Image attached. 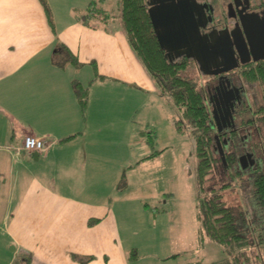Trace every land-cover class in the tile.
Here are the masks:
<instances>
[{
  "label": "crops",
  "instance_id": "crops-1",
  "mask_svg": "<svg viewBox=\"0 0 264 264\" xmlns=\"http://www.w3.org/2000/svg\"><path fill=\"white\" fill-rule=\"evenodd\" d=\"M118 10V0H0V264L198 263L160 254L147 204L125 199L117 184L160 155L133 157L125 129L135 127L137 97L147 90L162 100ZM75 80L88 87L84 114ZM26 135L45 151L15 154Z\"/></svg>",
  "mask_w": 264,
  "mask_h": 264
},
{
  "label": "trees",
  "instance_id": "trees-1",
  "mask_svg": "<svg viewBox=\"0 0 264 264\" xmlns=\"http://www.w3.org/2000/svg\"><path fill=\"white\" fill-rule=\"evenodd\" d=\"M147 2L148 0H118L119 17L129 46L153 80L159 94L173 109L172 120L176 131L178 133L186 131L192 138L193 153L196 157L194 179L197 190L198 240L203 245L207 238V240L217 243L222 249L223 258L209 264H252L251 249L255 250L253 258L259 264H264L262 258L264 253V138L247 141L253 156L258 154L259 157L256 156L253 165H249L245 169L238 161L242 156L240 153L243 151V144H245L239 140V137H235L229 142L225 140L223 144L218 143L219 141L215 138L217 129L211 122L205 92L199 87L195 78L185 74L189 65L195 64V62L186 57L176 58L172 61L166 57L154 35L147 12ZM43 5L49 20H51L49 10L44 3ZM92 10H94L93 5L89 7L88 12ZM60 49L65 52L67 58L74 65L78 64L66 48L61 46ZM92 66L97 72L96 65L92 63ZM250 72L244 73L249 81L264 84V62H259ZM73 89L81 113L84 114L88 101V87H82L75 80ZM254 113L255 116L260 117V115H264V109L260 108ZM261 120H264V116ZM152 134V131H141V135L146 136L147 145L151 149L154 145ZM69 139L70 137L64 141ZM161 152V150L152 151L140 161L153 158ZM260 154L263 161H260ZM231 173H235V175L233 176ZM125 177L123 173L121 185L124 183ZM236 178H239L241 184L244 182L252 187L254 200L260 208L256 209L254 213L257 222L250 221L244 205L227 203L225 193L230 187V182ZM255 206L254 204L253 207L255 208Z\"/></svg>",
  "mask_w": 264,
  "mask_h": 264
},
{
  "label": "rangeland",
  "instance_id": "rangeland-1",
  "mask_svg": "<svg viewBox=\"0 0 264 264\" xmlns=\"http://www.w3.org/2000/svg\"><path fill=\"white\" fill-rule=\"evenodd\" d=\"M212 2L217 13L222 9L226 10V6L223 3L224 0H213ZM92 13L94 11H89L86 16H93ZM185 74L195 78L202 89L206 87L207 78L195 64H190ZM256 90H259L257 86ZM256 90L255 92L260 95ZM150 93V91L146 90L144 95L136 98L135 127L131 126L125 129H129L128 138L130 142L128 148L133 157L148 155L156 150H161L162 152L155 160H148L146 163L135 167L132 172H128L129 170L125 171L124 183L121 185V180H118L117 184L124 187L125 199H139L140 202L147 204L146 226L153 235L155 231L157 239L154 240V245L160 254L164 255L168 252L167 254L177 256L180 259L182 258V260L198 262L199 264L218 261V259L223 258L221 247L217 243L207 240V238H205L203 245L197 239L199 224L196 219L197 190L194 179L196 157L193 153L192 138L186 131L178 133L174 128L172 118L169 120V118L165 119V116L160 115L162 113L160 110L171 112L172 116L174 112L163 96L161 97L162 100L158 101L160 99L159 96L153 93L151 95ZM153 98L155 101L151 100ZM154 102H158L159 105ZM251 114L254 115L255 113L252 112ZM251 114L245 115V119H249L252 116ZM260 126L264 134V120L260 122ZM136 127L153 132V148L151 149L149 146L144 145L145 154L141 151V143L136 140ZM251 130L248 128L246 131L250 132ZM122 144H126V142L123 141ZM243 145L249 147L247 141ZM250 150L252 151V149ZM124 151L121 150L120 153L124 154ZM260 152L263 155L262 151ZM256 156L258 154L253 157ZM260 161H263L262 156ZM231 174L235 175V173ZM251 188L244 182L241 184L239 178H236V180L230 182V187L225 193V197L229 204L244 205L250 221L257 222L258 220L254 213L256 209L260 208L256 200H254ZM115 194H119L116 189L114 190ZM254 204L256 205L255 208L253 207ZM155 208L157 210H154ZM148 231L147 233H149ZM152 239H154L153 236ZM157 244L159 247L165 248V251L163 252L162 249H159ZM140 250L143 253L145 252L142 247ZM177 252H181V254H177ZM254 253L255 250L251 249L252 264H259L253 258ZM149 257L142 256L141 258L143 262H148ZM178 258L175 259L178 261ZM262 258L264 262V253ZM157 262L156 260L155 263L157 264ZM162 263L164 261H160V264Z\"/></svg>",
  "mask_w": 264,
  "mask_h": 264
},
{
  "label": "flooded vegetation",
  "instance_id": "flooded-vegetation-1",
  "mask_svg": "<svg viewBox=\"0 0 264 264\" xmlns=\"http://www.w3.org/2000/svg\"><path fill=\"white\" fill-rule=\"evenodd\" d=\"M149 1V0H148ZM201 4L203 11L201 12L202 20L206 21L204 27L200 28L202 35L210 36V42H223L222 51H226L225 47L233 42H241L237 38V30L240 27V18L246 17L256 20L260 25L264 23V0H224L226 10L216 12L215 5L210 0H196ZM222 3V4H223ZM223 8V5H222ZM217 13V14H215ZM245 42H247L245 40ZM264 42V41H260ZM220 50L219 48H217ZM264 50L259 51V54H263ZM223 54V53H222ZM233 55L237 66L228 71L219 74H208L206 76L207 84L204 87L206 100L210 109L211 122L216 127L215 138L218 143L230 141L235 137H239L242 142L253 141L255 139L262 140L264 134L260 122L264 115L251 117L245 119V115L252 112H257L260 108L264 109V84L252 82L248 80V77L244 76V73H251L259 62H264V59L253 61L252 58L247 55H239L234 48ZM180 57H185L184 55ZM179 57V58H180ZM228 58V57H227ZM224 57L218 56L208 60L209 71H215L228 67L231 61L226 60ZM191 59V58H188ZM244 59V63H242ZM193 60V59H192ZM195 62V60H193ZM197 68L198 64L195 62ZM199 69V68H198ZM256 86L259 90H256ZM255 90L260 93L258 95ZM232 105V106H231ZM232 111V120L229 121L224 115L225 109ZM215 110L217 120L214 118L213 111ZM248 128L251 130H248ZM227 149V147H224ZM251 148L243 145V151L240 155H246L251 153ZM252 154V153H251ZM253 157V154H252ZM255 160V157H253ZM255 162V161H254Z\"/></svg>",
  "mask_w": 264,
  "mask_h": 264
},
{
  "label": "water",
  "instance_id": "water-1",
  "mask_svg": "<svg viewBox=\"0 0 264 264\" xmlns=\"http://www.w3.org/2000/svg\"><path fill=\"white\" fill-rule=\"evenodd\" d=\"M147 5V12L158 45L170 61L184 55L186 58L195 60L202 74L217 75L237 66V63L233 62L235 61L234 48L239 55L250 56L253 61L264 59V53L259 54V51L264 50V42H260L264 41V23L260 25L254 19L241 17L240 27L237 30V38L241 42L230 43L225 47L226 51L221 52L223 42H210L211 37L202 35L200 32V28L204 27L206 21L201 17L204 6L196 0H149ZM220 55L228 57L226 60L231 61V64L210 72L208 60L212 57L216 59ZM244 61L242 59V63ZM213 114L217 120L215 110ZM224 115L230 125V121H233L232 111L226 108ZM238 161L243 169L254 163L251 153L240 156Z\"/></svg>",
  "mask_w": 264,
  "mask_h": 264
},
{
  "label": "built area",
  "instance_id": "built-area-1",
  "mask_svg": "<svg viewBox=\"0 0 264 264\" xmlns=\"http://www.w3.org/2000/svg\"><path fill=\"white\" fill-rule=\"evenodd\" d=\"M46 147L41 138H37L32 135H26L22 139L21 143L12 148V151L15 154H20L25 151L27 153L35 152V153H43Z\"/></svg>",
  "mask_w": 264,
  "mask_h": 264
}]
</instances>
